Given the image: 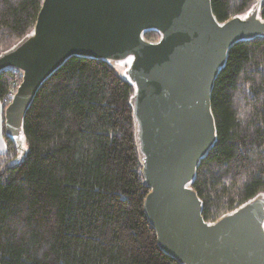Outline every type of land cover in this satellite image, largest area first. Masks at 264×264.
Listing matches in <instances>:
<instances>
[{"label": "trees", "instance_id": "trees-1", "mask_svg": "<svg viewBox=\"0 0 264 264\" xmlns=\"http://www.w3.org/2000/svg\"><path fill=\"white\" fill-rule=\"evenodd\" d=\"M43 0H0V53L29 34ZM264 0H211L219 22ZM156 41L157 32L143 35ZM216 76L217 140L191 185L215 221L264 194V36L237 42ZM0 72L2 109L20 82ZM133 86L116 65L71 57L24 117L26 153H0V264H177L160 251L142 204Z\"/></svg>", "mask_w": 264, "mask_h": 264}, {"label": "water", "instance_id": "water-1", "mask_svg": "<svg viewBox=\"0 0 264 264\" xmlns=\"http://www.w3.org/2000/svg\"><path fill=\"white\" fill-rule=\"evenodd\" d=\"M29 34L0 53L21 80L4 134L24 159L23 120L44 82L71 57L125 65L134 140L148 189L142 208L162 253L177 264H264V194L215 221L192 188L214 146L215 78L237 42L264 36L259 2L219 22L211 0H43ZM157 32L156 41L145 32Z\"/></svg>", "mask_w": 264, "mask_h": 264}, {"label": "rangeland", "instance_id": "rangeland-1", "mask_svg": "<svg viewBox=\"0 0 264 264\" xmlns=\"http://www.w3.org/2000/svg\"><path fill=\"white\" fill-rule=\"evenodd\" d=\"M116 66H117L119 72H121V74H123V69H124L125 65L124 64L123 65L116 64ZM3 116H4V111L2 109V103L0 102V148L2 146L5 149V146H4L5 145V134H4ZM0 153H1V150H0Z\"/></svg>", "mask_w": 264, "mask_h": 264}, {"label": "crops", "instance_id": "crops-1", "mask_svg": "<svg viewBox=\"0 0 264 264\" xmlns=\"http://www.w3.org/2000/svg\"><path fill=\"white\" fill-rule=\"evenodd\" d=\"M1 102V101H0ZM0 150H1V152L4 150V148L1 146V148H0Z\"/></svg>", "mask_w": 264, "mask_h": 264}, {"label": "built area", "instance_id": "built-area-1", "mask_svg": "<svg viewBox=\"0 0 264 264\" xmlns=\"http://www.w3.org/2000/svg\"><path fill=\"white\" fill-rule=\"evenodd\" d=\"M18 85V84H17Z\"/></svg>", "mask_w": 264, "mask_h": 264}]
</instances>
